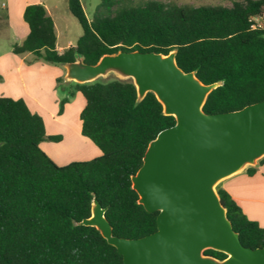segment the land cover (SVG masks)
Instances as JSON below:
<instances>
[{"label":"trees","instance_id":"trees-1","mask_svg":"<svg viewBox=\"0 0 264 264\" xmlns=\"http://www.w3.org/2000/svg\"><path fill=\"white\" fill-rule=\"evenodd\" d=\"M67 7L81 29L74 47L55 51L53 22L42 5L34 4L22 13L28 34L12 52L61 65L78 56L95 64L119 51L165 55L174 50L179 69L193 72L203 84L221 82L207 94L205 113L236 111L264 100V30L250 29V17L264 14V0L234 1L230 7L100 0L90 19L79 0H67ZM135 90L130 80L115 78L71 84L67 97L75 91L85 100L78 114L81 134L100 155L64 166L39 147L60 137H46L42 118L22 100L0 97V264H123L95 228L76 224L89 216L92 196L105 208L113 236L137 239L156 229L157 213L136 203L130 175L140 167L148 142L174 119L162 114L151 93L136 102ZM216 192L240 244L264 247V228L224 190ZM204 254L225 257L212 250Z\"/></svg>","mask_w":264,"mask_h":264},{"label":"water","instance_id":"water-1","mask_svg":"<svg viewBox=\"0 0 264 264\" xmlns=\"http://www.w3.org/2000/svg\"><path fill=\"white\" fill-rule=\"evenodd\" d=\"M175 51H119L95 64L81 56L63 62L65 83H93L109 75L130 80L136 102L151 93L174 124L159 131L130 175L136 203L156 211V229L137 239L112 235L105 208L91 199L89 216L77 225L93 227L121 255L123 264H264V247L242 246L216 192L218 184L264 158V100L239 110L207 114L202 106L221 82L203 84L177 66ZM221 252L218 259L204 254Z\"/></svg>","mask_w":264,"mask_h":264},{"label":"crops","instance_id":"crops-1","mask_svg":"<svg viewBox=\"0 0 264 264\" xmlns=\"http://www.w3.org/2000/svg\"><path fill=\"white\" fill-rule=\"evenodd\" d=\"M2 2L0 11L3 26L11 33V40L8 41V50L0 53V97L22 100L30 112L42 118L46 137H60L56 142L47 140L39 143L40 149L56 165L64 166L70 162L98 157L100 151L80 131L78 114L85 104L83 96L74 91L70 97L71 103L58 113V102L70 93L72 84L64 82V68L41 60L33 61L29 53L21 55L12 52V46L21 44L28 34L22 13L26 6L34 4L42 5L53 22L55 51L62 54L68 47H74L80 34L72 36V17L67 0ZM58 78H62V81L57 82ZM246 168L228 176L217 187L229 195L249 220L264 228V164L257 163L251 175L245 172Z\"/></svg>","mask_w":264,"mask_h":264},{"label":"rangeland","instance_id":"rangeland-1","mask_svg":"<svg viewBox=\"0 0 264 264\" xmlns=\"http://www.w3.org/2000/svg\"><path fill=\"white\" fill-rule=\"evenodd\" d=\"M81 5L84 8V12L86 14V18L90 19L96 12L97 7L100 4V0H79ZM131 5H137V4H143L144 2L148 1V0H127ZM156 1H160V2H165L167 3H174L177 5H190L192 7H199V6H210V5H214V6H223V7H230L232 2L234 1H238V2H242V0H156ZM2 0H0V5H1ZM71 21V28H72V36H74L75 34H80L81 35V29L80 26L78 25V23L76 22V20L74 18H70ZM4 20L1 17V11H0V53L8 50V41L11 40L10 36L11 33L4 28L3 26ZM76 36V35H75ZM30 59H33V57L31 56ZM34 61V59H33ZM28 61H26L25 63H27ZM55 66H59L60 65H55ZM115 78V76L113 75H109L106 78H103L102 80H109V79H113ZM66 96V95H64ZM63 96V97H64ZM61 97L60 100L63 98ZM67 97V96H66ZM68 102L63 104V108L65 107V105H67L68 103H71V99L69 97H67ZM60 100L58 102V110H59V104H60ZM70 109H73L70 108ZM71 111V110H69ZM47 141V140H44Z\"/></svg>","mask_w":264,"mask_h":264},{"label":"built area","instance_id":"built-area-1","mask_svg":"<svg viewBox=\"0 0 264 264\" xmlns=\"http://www.w3.org/2000/svg\"><path fill=\"white\" fill-rule=\"evenodd\" d=\"M250 21V29L264 30V14L251 16Z\"/></svg>","mask_w":264,"mask_h":264}]
</instances>
